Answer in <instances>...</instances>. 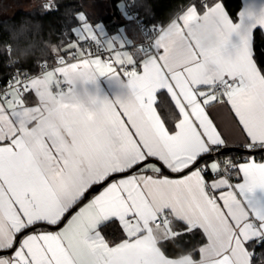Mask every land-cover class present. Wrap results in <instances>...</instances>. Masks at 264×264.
Listing matches in <instances>:
<instances>
[{"label": "snow or ice", "instance_id": "snow-or-ice-1", "mask_svg": "<svg viewBox=\"0 0 264 264\" xmlns=\"http://www.w3.org/2000/svg\"><path fill=\"white\" fill-rule=\"evenodd\" d=\"M202 8L189 6L180 15L185 36L179 43L161 36L139 70L132 56L119 54L107 63L97 58L72 65L92 79L124 78L131 89L125 101L61 112L51 127L35 131L17 106L41 82L10 81L8 89L16 90L0 94V264H172L162 242L194 231L205 237L199 264H205L206 247L216 249L209 264H252L255 253L247 245L264 238V207L249 195L264 192V162L235 166L240 182L222 176L209 182L208 172H221L212 155L227 147L209 109L227 106L245 147L264 149V66L253 58V31L241 33L215 0H203ZM199 19L213 24L211 47L193 35ZM257 23L264 26V19ZM161 91L178 113L172 129L156 111ZM14 97L5 109L3 102ZM41 165L50 174L38 173ZM157 198L165 201L158 209L152 207ZM113 220L122 227L119 242L101 234ZM154 228L164 230L159 241Z\"/></svg>", "mask_w": 264, "mask_h": 264}, {"label": "crops", "instance_id": "crops-1", "mask_svg": "<svg viewBox=\"0 0 264 264\" xmlns=\"http://www.w3.org/2000/svg\"><path fill=\"white\" fill-rule=\"evenodd\" d=\"M219 3L222 4L223 9L226 11V15L230 17L231 21L235 24L241 25V33L245 31H253L252 52L253 58L256 61L254 55V31L256 28H260L264 33V26L257 23L259 20L264 19V0H242V6L237 19H234L231 16L224 3ZM191 5L193 4H190L189 6ZM189 6L178 13L166 25L158 26V32L155 36L152 47H147L145 45L143 29L130 16L124 17L122 23L118 25L112 33H110V30L102 23H90L93 26L94 35L90 39H78V41L89 40L93 43V46L102 45L104 48L111 50L113 57H115L117 54L121 56L130 55L134 58L137 70H139L140 62L145 58L144 55L155 50V41L161 36H164L166 43H179L185 36L187 30L184 29L182 31L183 24L180 21V15H182ZM196 6L198 8V12L203 11V9L198 5ZM192 27L194 30V37L200 40L203 48L211 47L216 43L217 38L213 34V24L211 20L206 21L204 19H199L194 22ZM238 45L239 35L234 33L228 46V52L233 56V58L235 56L234 46ZM78 50L83 51L84 49L81 48ZM69 54L70 52L68 55L61 57H68ZM97 58H99L101 62L105 63L99 55H92L90 57H83L75 61L58 64L56 68L46 69L44 72H40L30 79V81L36 80L40 81L41 83L37 88L33 89L32 92L25 93L24 97H20V103L17 106V110L21 111L24 118L28 121V127L30 130L42 131L48 127H51L56 123L57 117L61 112L70 113L78 108L88 110H91L92 108L97 109L105 102L116 103L117 101H125L130 98L131 89L128 87L127 81L124 78L96 76L95 79H92V77L84 70V68H80L79 70L72 69L73 64H81L85 60L92 61ZM114 66L117 68V71H119L120 66ZM58 68L61 70L66 69V73L64 75L58 74L56 72ZM48 73H52L53 75L49 77ZM59 78H62V80L71 85L69 90L65 92L59 91ZM161 92L166 93L168 107L177 112L167 92ZM15 99L16 98L14 97L11 100L4 101L3 103L5 109H7L8 104H14ZM158 101L159 93L157 94V103L155 107L157 114L167 127L163 115L158 107ZM209 116L213 120L214 124L217 125L218 131L222 133V136L227 142V146H245L247 142L246 136L242 133L241 127L238 125L234 114L231 113L227 106H214L213 108L209 109ZM5 127L8 128L9 125L6 124ZM248 155L249 156L247 159L240 161L236 166L249 160H255L257 163L264 162V152L259 159L256 158L257 156H255V154ZM157 166H159L158 163ZM228 169L229 168H227V170ZM36 171L40 174H50L49 167L44 165L37 167ZM161 172L163 175H169L171 178H175L177 175L165 173L163 170H161ZM147 174L152 175L151 172H148ZM221 176L228 179L229 182L233 184L242 180V177H238L237 172H235L233 175H230L228 173L222 172V170L220 172V176H214L211 172H208L206 174V179L211 182L213 179H218ZM95 194L96 193L93 192L91 195ZM91 195L89 198H91ZM249 200L254 206L264 207V192L257 190L255 194L249 195ZM86 202L87 201H85V203ZM164 202V200L159 198L154 199L152 202V207L158 209L164 204ZM186 202V197H182L181 203L186 204ZM153 233L156 240L159 241L163 238L164 230L154 228ZM101 234L104 235L102 230ZM260 239L264 240V238ZM215 254L216 249L206 247L204 251L205 264H209L208 258L214 257ZM170 258H175L172 264H199L201 260L200 256L198 259H195L191 253ZM163 264H167V262H163Z\"/></svg>", "mask_w": 264, "mask_h": 264}, {"label": "trees", "instance_id": "trees-1", "mask_svg": "<svg viewBox=\"0 0 264 264\" xmlns=\"http://www.w3.org/2000/svg\"><path fill=\"white\" fill-rule=\"evenodd\" d=\"M215 2L224 3L231 16L234 19L238 18L242 0ZM120 3L124 4L126 13L130 5L138 12L140 22L151 29L166 25L190 4L202 8L203 0H110L108 13L95 21L90 17L85 19L79 17L85 10L83 0H0V85H6L16 70L25 76L37 75L43 70L44 65L48 67L55 65L57 57L66 56L74 49L92 47V42L83 40L77 41L75 47L68 48L71 42L78 39L75 29L84 22L92 24L102 22L112 33L125 17L121 12ZM27 4L29 7L25 6ZM254 55L258 65L264 66V33L260 28L254 31ZM166 98L165 92L159 93L158 107L167 127L172 129L178 114L168 107ZM219 153L222 159H229L230 175L235 174V166L249 156L236 151L224 153L222 149ZM262 153L260 151L255 156L261 158ZM176 228L182 231L179 225ZM101 230L112 242H119L123 237L122 227L117 220L106 223ZM204 242L202 232H187L174 240L163 241L162 250L170 257L191 253L198 259V250ZM247 246L255 253L252 264H261L260 258L264 257V240H251Z\"/></svg>", "mask_w": 264, "mask_h": 264}, {"label": "built area", "instance_id": "built-area-1", "mask_svg": "<svg viewBox=\"0 0 264 264\" xmlns=\"http://www.w3.org/2000/svg\"><path fill=\"white\" fill-rule=\"evenodd\" d=\"M127 13L143 29L144 36H145V41H144L145 45L147 47H152L153 41H154L155 36L158 32V28L157 27H152L151 29L146 28L145 25L143 23H141L140 20L138 19V16H139L138 12L133 10L130 7V5L127 8ZM92 55H99L105 63H107L109 60H112L114 58L112 56L111 50L104 48L102 45H94L92 47L85 48L83 51L74 49L72 52H70L68 57H63V59L65 61L64 63H67V62L75 61V60L83 58V57H90ZM60 58L61 57H57V63L51 67L44 65L43 70L41 72H44L46 69H54V68H56V66L58 64H63V63L58 62L60 60ZM127 67L129 70L131 69L130 65H128ZM33 76L34 75L25 76L22 73H20L19 70H16L13 78L10 81H12L13 79H16V80H20L23 83H27L30 81V79ZM10 81L6 85H0V94L4 93L7 90H9L10 92H14L16 90L15 86L12 89H8V85H9ZM59 83H60V87H59L60 92H65V91L69 90L71 87V85L69 83L65 82L64 80H62V78H59ZM9 100H11V99H9ZM212 158L220 164L222 172L229 174V172L227 170V168H229V166H230L229 159H222L220 156V153L213 154ZM256 158L259 159L258 156Z\"/></svg>", "mask_w": 264, "mask_h": 264}, {"label": "rangeland", "instance_id": "rangeland-1", "mask_svg": "<svg viewBox=\"0 0 264 264\" xmlns=\"http://www.w3.org/2000/svg\"><path fill=\"white\" fill-rule=\"evenodd\" d=\"M85 10L79 14L81 19L90 17L91 20H98L107 14L110 9V0H83ZM29 7L28 4L25 5ZM123 16L129 17L126 13V8L123 3L119 4ZM102 23V22H98ZM103 24V23H102ZM93 26L88 22H84L82 25L78 26L75 29V33L78 36V39H90L94 34ZM77 40L71 42L68 47H73L77 45ZM214 160V159H212ZM216 161V160H215ZM217 162V161H216Z\"/></svg>", "mask_w": 264, "mask_h": 264}, {"label": "water", "instance_id": "water-1", "mask_svg": "<svg viewBox=\"0 0 264 264\" xmlns=\"http://www.w3.org/2000/svg\"><path fill=\"white\" fill-rule=\"evenodd\" d=\"M233 151H236V152H242V153H245V154H256L260 151L264 152V149H248L246 148L245 146H227L225 149H222V152L224 153H229V152H233ZM155 162V161H154ZM162 170L165 172V173H169V171L165 168H162ZM98 189L100 186H96Z\"/></svg>", "mask_w": 264, "mask_h": 264}]
</instances>
